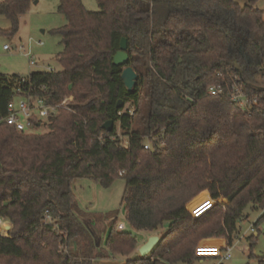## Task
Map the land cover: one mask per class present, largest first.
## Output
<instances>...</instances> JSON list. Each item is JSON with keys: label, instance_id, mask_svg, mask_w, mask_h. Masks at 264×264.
Masks as SVG:
<instances>
[{"label": "trees", "instance_id": "1", "mask_svg": "<svg viewBox=\"0 0 264 264\" xmlns=\"http://www.w3.org/2000/svg\"><path fill=\"white\" fill-rule=\"evenodd\" d=\"M33 1L0 3L12 26L7 35ZM95 1L98 12L81 0H59L66 23L53 34L63 46L56 57L62 71L31 73L22 84L0 75V116L16 88L52 105L72 98L71 112L61 110L42 134L0 125V219L10 224L0 232V264L116 257L191 264L204 259L199 245L209 239L226 242L220 253L229 250L248 206L261 212L254 228L264 221V11L254 8L257 0H149L148 12L141 0ZM122 38L128 62L116 67ZM125 67L138 78L130 92L120 78ZM234 83L258 105L244 111L233 103L226 93ZM213 85L224 93L210 96ZM82 179L104 189L124 180L121 204L131 230L165 229L148 256L133 257L136 239L119 224L96 245L83 218L115 221L80 209L73 184ZM255 238H248L251 247Z\"/></svg>", "mask_w": 264, "mask_h": 264}, {"label": "rangeland", "instance_id": "2", "mask_svg": "<svg viewBox=\"0 0 264 264\" xmlns=\"http://www.w3.org/2000/svg\"><path fill=\"white\" fill-rule=\"evenodd\" d=\"M2 1L0 0V3ZM141 2L143 3V8L145 5L150 6L149 0H141ZM81 3L88 12L99 11L95 0H81ZM58 6L59 0H34L28 10L20 17L17 32L13 36L7 35L12 27L11 22L0 15V75L26 78L31 73L62 71V67L57 62L56 57L62 52L63 46L60 43V37L54 35L53 31L63 27L66 21L58 13ZM254 8L264 11V0H257ZM5 45L9 47L8 51L3 50ZM12 46H15V49H12ZM24 54H29L36 62V65L30 66ZM259 83L264 86V80H259ZM16 101L19 102L21 100L17 98ZM133 110L134 108L131 105L127 104L125 106V111L131 115ZM46 131L47 129L44 128H36L32 130L31 134H42ZM117 134L120 135L118 126ZM124 188L125 182L122 179H117L111 187L106 189L89 179L78 180L73 184V194L82 211L88 212L95 217L111 215L110 218L115 221L114 226L110 222L101 223L102 232H100V235L97 234V239L101 246L105 244L108 233L116 230L118 224L123 226L124 232L130 233L136 239L138 245L143 246L150 238L149 232H135L129 227L124 207L121 204ZM260 215L261 212L252 209V206H248L245 209L244 218L237 224L236 232L232 239V246L229 249L231 258L229 260L206 258L202 261L196 260L191 264H258L259 260L264 258V221L257 228H254L253 225ZM91 219L87 215L83 218V221L89 224ZM9 229L10 224L0 220V232H7ZM164 232L165 229L163 228L160 230L159 235L155 236L160 238ZM255 235L254 245L251 247L248 238ZM69 248L76 251L78 249L77 242L71 241ZM136 250L134 255L138 257ZM92 264L101 263L96 260L92 261Z\"/></svg>", "mask_w": 264, "mask_h": 264}, {"label": "built area", "instance_id": "3", "mask_svg": "<svg viewBox=\"0 0 264 264\" xmlns=\"http://www.w3.org/2000/svg\"><path fill=\"white\" fill-rule=\"evenodd\" d=\"M3 50L8 51L7 45L3 46ZM30 66H35L36 62L29 54H24ZM51 72V71H49ZM27 78L21 77L20 84L26 83ZM44 90V88H43ZM210 96L221 95L224 93L220 86H211L208 88ZM230 100L237 104L238 107L244 111H249L259 103L256 96L248 95L244 87L234 83L230 91L226 93ZM20 98L21 101L17 102L16 99ZM72 98H65L61 103L52 105L48 102L45 96L33 95L29 90L23 91L16 88L13 91L12 100L7 104L6 113L0 116V125H6L13 128L15 131L22 134H31L33 129L44 128L47 129L50 120L55 118L61 110L71 111L69 104ZM145 150H151L148 143L144 144ZM123 172L119 174L122 175ZM46 221H50L49 216H46ZM2 220V219H0ZM118 230L122 231L123 226L118 225ZM3 232V231H2ZM5 232V231H4ZM231 258L229 250L220 253L218 259L229 260Z\"/></svg>", "mask_w": 264, "mask_h": 264}, {"label": "water", "instance_id": "4", "mask_svg": "<svg viewBox=\"0 0 264 264\" xmlns=\"http://www.w3.org/2000/svg\"><path fill=\"white\" fill-rule=\"evenodd\" d=\"M149 9H150V6L145 5L143 11L148 12ZM12 49H15V46H12ZM127 62H128L127 40L125 38H122L120 40L119 50L113 57V65L116 67H122V66L124 67L126 66ZM120 78L122 80L124 87L126 88L128 92L132 91L135 88L138 78H137L136 73L133 71L131 67H125L122 70ZM120 106H121V102L118 103V108ZM112 128H113V123L111 121L105 123L102 126V129L105 132H111ZM158 242H159V238L157 236H151L148 239L146 244L138 248L137 251H138L139 256L141 258L148 256L151 253V251L155 248V246L158 244Z\"/></svg>", "mask_w": 264, "mask_h": 264}, {"label": "crops", "instance_id": "5", "mask_svg": "<svg viewBox=\"0 0 264 264\" xmlns=\"http://www.w3.org/2000/svg\"><path fill=\"white\" fill-rule=\"evenodd\" d=\"M202 201L204 202V204H208V205H205L204 208H207L210 205V202L206 196L202 197ZM196 204H198V203H196ZM195 205L192 204L191 206L194 207ZM198 207H200V205ZM204 208L201 207L200 210H196L195 211L196 214L200 213L202 210H204ZM84 224L86 225V227L88 228V230L92 234L94 242L99 246L97 234L100 235V232H102V228H101L102 224L100 222H95L93 219H91V222L89 224H86L85 222H84ZM151 236H155V235L150 234L149 237H151ZM225 246H226V242L224 240H221V239L204 240L199 245V252H200V255L204 259H206V258L217 259V256H219L221 249H223ZM139 247H141V245H138L137 250ZM137 250H136V254L139 256ZM133 257H137V256L133 255ZM126 260H127L126 258H118V259L115 258V259H111V260H107V261H98V263H101V264H124L126 262Z\"/></svg>", "mask_w": 264, "mask_h": 264}]
</instances>
